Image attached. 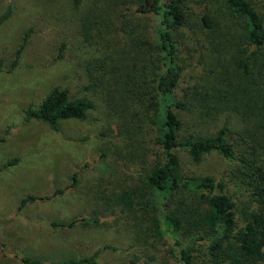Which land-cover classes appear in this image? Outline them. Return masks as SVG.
<instances>
[{"label":"trees","instance_id":"1","mask_svg":"<svg viewBox=\"0 0 264 264\" xmlns=\"http://www.w3.org/2000/svg\"><path fill=\"white\" fill-rule=\"evenodd\" d=\"M66 1L79 8L87 0ZM88 2L77 18L91 49L84 88L117 125L138 116L154 125L155 149L128 155L99 149L104 169L81 191L92 208L72 223L100 225L109 216V225L122 223L134 239L142 232L163 264H264V0ZM96 105L54 87L24 114L56 129L62 120L85 119ZM223 112L238 115L243 128L224 121L202 136L187 118L206 122ZM213 154L220 171L186 169ZM72 179L21 202L64 194L78 178ZM0 253L10 258L1 244ZM155 253L143 249L146 260ZM9 256L22 264H117L98 262L96 254L53 263Z\"/></svg>","mask_w":264,"mask_h":264},{"label":"rangeland","instance_id":"2","mask_svg":"<svg viewBox=\"0 0 264 264\" xmlns=\"http://www.w3.org/2000/svg\"><path fill=\"white\" fill-rule=\"evenodd\" d=\"M88 3L73 8L66 0H0V16L9 12L0 25V244L10 257L0 253V264H22L9 256L13 251L43 263L96 254L101 263L136 264L139 260L140 264H163L160 251L155 253L144 244L142 232L134 239L122 223L109 225V216L100 225L72 223L92 208L81 191L104 169L98 160L99 149L127 155L155 149L154 125L143 116L117 125L84 88L88 84L84 60L91 49L82 43L77 18ZM26 33L17 65L9 69ZM54 87L97 105L87 111L85 119L62 120L56 129L42 120L26 119L24 110L37 107ZM187 118L199 125L193 132L202 136L224 121L235 129L243 128L235 113L223 112L206 122L197 114ZM187 168L212 174L221 170L222 163L213 154ZM74 175L78 178L75 186L64 194L22 204L29 195H50L56 188H65ZM106 244L112 248H104ZM144 248L155 253V259L146 260Z\"/></svg>","mask_w":264,"mask_h":264}]
</instances>
